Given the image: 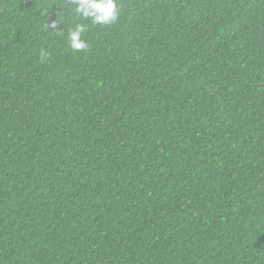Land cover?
<instances>
[{
  "label": "trees",
  "instance_id": "16d2710c",
  "mask_svg": "<svg viewBox=\"0 0 264 264\" xmlns=\"http://www.w3.org/2000/svg\"><path fill=\"white\" fill-rule=\"evenodd\" d=\"M117 7L0 0V264H264V0Z\"/></svg>",
  "mask_w": 264,
  "mask_h": 264
},
{
  "label": "clouds",
  "instance_id": "9594fccd",
  "mask_svg": "<svg viewBox=\"0 0 264 264\" xmlns=\"http://www.w3.org/2000/svg\"><path fill=\"white\" fill-rule=\"evenodd\" d=\"M72 12L83 21H91L93 26H109L119 18L117 0H72ZM87 29L88 25L81 23L68 32L69 47L73 52L88 49L89 45L84 39Z\"/></svg>",
  "mask_w": 264,
  "mask_h": 264
}]
</instances>
